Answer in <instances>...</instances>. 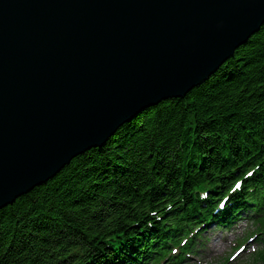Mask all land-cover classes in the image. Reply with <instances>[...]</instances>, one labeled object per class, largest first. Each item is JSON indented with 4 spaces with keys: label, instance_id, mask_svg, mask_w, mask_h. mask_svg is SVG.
Here are the masks:
<instances>
[{
    "label": "water",
    "instance_id": "1",
    "mask_svg": "<svg viewBox=\"0 0 264 264\" xmlns=\"http://www.w3.org/2000/svg\"><path fill=\"white\" fill-rule=\"evenodd\" d=\"M264 25V0H0V210L184 98Z\"/></svg>",
    "mask_w": 264,
    "mask_h": 264
},
{
    "label": "trees",
    "instance_id": "2",
    "mask_svg": "<svg viewBox=\"0 0 264 264\" xmlns=\"http://www.w3.org/2000/svg\"><path fill=\"white\" fill-rule=\"evenodd\" d=\"M238 177L241 191L215 221L256 212L264 234V25L184 98L145 111L1 209L0 264H148L180 226L212 217ZM151 213L165 219L148 228Z\"/></svg>",
    "mask_w": 264,
    "mask_h": 264
},
{
    "label": "rangeland",
    "instance_id": "3",
    "mask_svg": "<svg viewBox=\"0 0 264 264\" xmlns=\"http://www.w3.org/2000/svg\"><path fill=\"white\" fill-rule=\"evenodd\" d=\"M243 227V222H240V224L228 231H217L216 229L209 231L210 233L207 234V238L210 239V245L207 246L205 260L210 263L219 264L221 258L230 253L229 242H234L240 238L239 236H241Z\"/></svg>",
    "mask_w": 264,
    "mask_h": 264
},
{
    "label": "bare ground",
    "instance_id": "4",
    "mask_svg": "<svg viewBox=\"0 0 264 264\" xmlns=\"http://www.w3.org/2000/svg\"><path fill=\"white\" fill-rule=\"evenodd\" d=\"M121 127H122V126H121ZM101 148H102V147H101ZM248 167H249V165H248V164H245V165L242 167V169H240V167H236L235 169H237L238 172H243V171H245ZM239 169H240V171H239ZM254 170H258V168L255 167ZM223 172L226 174L225 171H223ZM248 176H249V175H248ZM240 179H241V178L238 177V178L236 179V181H237V182H241ZM241 186H242V185H241ZM235 191H236V190H235ZM236 192H237V191H236ZM142 202H146V200L143 199ZM263 208H264V207H263ZM263 210H264V209H263ZM164 219H165V218H162L161 222H163Z\"/></svg>",
    "mask_w": 264,
    "mask_h": 264
}]
</instances>
